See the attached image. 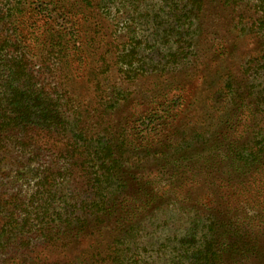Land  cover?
Listing matches in <instances>:
<instances>
[{
	"label": "rangeland",
	"instance_id": "obj_1",
	"mask_svg": "<svg viewBox=\"0 0 264 264\" xmlns=\"http://www.w3.org/2000/svg\"><path fill=\"white\" fill-rule=\"evenodd\" d=\"M259 1L23 0L20 13L0 20V41L14 43L37 86L71 104L73 131L106 135L121 161L116 178L125 187L95 231L99 239L74 238L48 263L91 264L86 257L96 253L102 264H173L178 242L194 234L199 248L214 223L213 246L232 248L222 264H264V74L253 73L264 55ZM57 36L62 51L50 42ZM132 38L146 71L130 80L117 62ZM174 53L167 63L155 59ZM36 138L23 140L26 150L38 149L42 168L63 172L64 188L78 192L80 167L67 177L58 163L66 139ZM10 145L0 149V220L24 199L12 200L7 175L29 165ZM133 226V242H114ZM30 238L28 249L8 246L3 262L37 264L43 249Z\"/></svg>",
	"mask_w": 264,
	"mask_h": 264
},
{
	"label": "trees",
	"instance_id": "obj_2",
	"mask_svg": "<svg viewBox=\"0 0 264 264\" xmlns=\"http://www.w3.org/2000/svg\"><path fill=\"white\" fill-rule=\"evenodd\" d=\"M6 1L9 3L15 0ZM22 1L16 0L15 5L9 6L6 10L0 6V20H6L10 15L17 13ZM40 3L42 2L40 1ZM259 4L264 14V0H260ZM2 9L5 11L4 13ZM56 9L54 6L53 9L45 7L40 10H51L50 13H53ZM63 17L65 16H60V18ZM189 23L191 24V21ZM256 27L263 31L264 20L258 21ZM62 38L64 37L57 36L50 41L53 47L60 48L61 51L63 50ZM128 45H130L129 49L117 62V71L131 80L139 72H144L145 57L139 56V42L135 38H132ZM10 47H14V43L12 44L9 38L3 36L0 41V149H5L7 144H11L10 146H14L23 156L28 155L29 165L6 177L10 184H15L13 189L17 191L15 195L11 196L12 200L15 201L20 196L24 199L18 204H14L12 212H5L0 220V257L4 253H8L7 248L11 244L16 246L12 252H17L21 248H30L29 244L32 241L29 240L30 236H33L43 249L37 258V264H68L69 262L48 263L47 260L49 257H53L54 250L58 251L59 248L65 247L74 238H78L77 241L89 240L92 237L99 239L100 236L96 238L95 231L99 230L98 227L104 222V217L109 213L111 215L114 199L121 194L125 187L116 178L121 161L117 156H113L112 144L106 135L91 140L82 130L73 131L72 128L75 124L70 121V116H66L67 112L73 111L71 104L62 103V100L57 96L52 97L43 92L37 86L34 77L26 72L25 64L22 62L23 56L13 54L14 50L12 51ZM175 55L176 53L170 56L157 54L155 59L167 63L166 59L175 57ZM183 57L191 58L193 53L189 52ZM259 59L260 61L253 65L257 69L253 71L256 76L264 74V55ZM262 90H264V86ZM115 95L117 98H121L120 91ZM261 103H264V100ZM82 111L86 113L84 108ZM55 135L66 139V149L59 154L60 169L66 171L67 177L69 171L74 167L79 166L82 171L80 177H83L85 182L82 187L73 189V192L78 190L74 194L68 187L65 189L63 186L68 180L64 173L44 170L39 150H26V143L23 142L24 139L37 141L36 137L42 136L47 139L45 143L49 144L48 140L54 139ZM30 144L27 146L29 147ZM171 179L176 183V177ZM136 183L137 190H140L141 185L138 188L139 182ZM177 183L181 185L182 182L178 181ZM8 202L9 200L5 201V206L9 204ZM136 211L140 210L135 208L134 212L136 213ZM123 222L122 219L119 225H122ZM213 226L214 223L206 226L204 242L200 244L199 248L196 247L194 234L187 236L188 239L180 240L178 247L174 248L178 260L173 264H222L223 254L228 257L232 255L230 244L227 245V248L222 246V249L213 246L210 241L211 236H214V234L210 235ZM87 229L90 232L86 231ZM135 229L136 227L133 226L126 231L122 230L121 236L114 242L118 243L122 238H126L127 243L133 242V236L130 233ZM4 236L6 241L2 242L1 239ZM59 240H62V243H59ZM128 250H130L129 247ZM114 251L118 253L119 249L116 248ZM96 256V253L91 254L86 257V261L90 262L91 260V264H102L106 259H98ZM107 257L110 258L111 254ZM0 264H5L1 258Z\"/></svg>",
	"mask_w": 264,
	"mask_h": 264
}]
</instances>
